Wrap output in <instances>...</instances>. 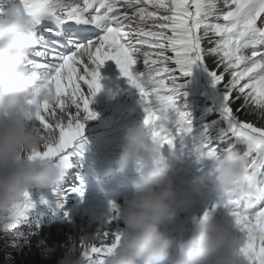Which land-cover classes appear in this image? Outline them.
Instances as JSON below:
<instances>
[{"label": "snow or ice", "instance_id": "1", "mask_svg": "<svg viewBox=\"0 0 264 264\" xmlns=\"http://www.w3.org/2000/svg\"><path fill=\"white\" fill-rule=\"evenodd\" d=\"M20 3L33 18L36 39L28 61L33 69V93L28 103L38 105V127L55 137L46 151L30 158L58 161L63 168L70 166L86 122L96 118L90 104L102 89L99 69L106 61H114L121 75L139 91L145 105L143 124L161 147L174 144L169 125L157 126L169 108L176 110L179 131L191 130L185 126L190 124L189 114L176 108V98L193 66H202L213 85L223 90L221 111L230 125L223 140L235 138L246 142V155L264 150V124L240 118L242 112L250 110L264 119V0ZM5 11L6 2L0 0V14ZM206 57H215L217 68L222 67L223 71L211 70ZM141 59L144 70L134 71ZM82 83L87 85V93L82 90ZM45 91L54 93L55 102L40 99ZM237 101L240 105L234 109L232 104ZM201 147L209 158H215L219 151L218 146ZM227 196L235 228L242 234L239 254L247 264H264V204L258 202L260 195L242 200L233 199L231 193ZM35 207L26 194L25 200L0 218V231L14 232L26 225L29 232L18 235L29 243L32 235L41 232L40 223L32 216ZM111 209L109 223L114 224L118 221V206L112 203ZM64 218L69 220L67 213ZM116 227L117 230L98 232L101 240L93 242L90 248H85L84 241L79 242L86 264H104L120 239L118 224ZM45 240L39 243L44 244Z\"/></svg>", "mask_w": 264, "mask_h": 264}, {"label": "clouds", "instance_id": "2", "mask_svg": "<svg viewBox=\"0 0 264 264\" xmlns=\"http://www.w3.org/2000/svg\"><path fill=\"white\" fill-rule=\"evenodd\" d=\"M35 46L32 16L20 0H6V11L0 14V214H7L25 200L30 189L59 186L65 177L64 168L53 160L30 158L46 151L55 140L35 121L38 105L28 103L33 93V69L28 61ZM40 99L55 102L56 97L45 91ZM168 125V115L163 113L157 126ZM124 140L116 171L128 179L130 165L134 164L136 174L131 177V194L118 206V220L123 225L119 242L104 264H164L173 246L177 253L174 264H247L238 252L243 242L233 231L230 211L218 215L217 206H213L202 214L194 212L193 228L187 236H169L162 231V225L176 218L170 160L144 124L125 126ZM262 168L264 158L250 162L246 153L230 147L214 158L211 186L196 176L192 187L201 195L220 197L231 193L236 200L264 195V188L259 187ZM5 235H0V256L28 247L37 236L32 235L30 242L25 243L23 238L19 240L18 233ZM78 240L90 248L101 237L70 235L61 245L64 253L58 264H86Z\"/></svg>", "mask_w": 264, "mask_h": 264}, {"label": "rangeland", "instance_id": "3", "mask_svg": "<svg viewBox=\"0 0 264 264\" xmlns=\"http://www.w3.org/2000/svg\"><path fill=\"white\" fill-rule=\"evenodd\" d=\"M200 70H202V68H200ZM203 76L204 75L202 74L201 77L203 78V80L201 82L202 86L200 87V93H204V94L209 93V95H212L213 97L216 98V101L220 105L221 101H222L223 90H220L218 85H216V86L213 85L212 78L210 76H204V77ZM81 87H82V90L85 93H87V85H84L82 83ZM114 90L115 89L113 87H111L107 90H105L103 87L101 89V91L97 93L98 102L97 103L92 102V105L90 104L91 110L96 113V118L92 119V120H96L99 117H101L107 111V109L109 107H111V106L118 107V105H117L118 101H116L112 97L114 94ZM87 132H88V129L84 130V133H87ZM123 203L124 202H121V203L117 204V206H119ZM66 211L67 212H65V213L68 214L69 220H65V218H64L65 216H64L63 219H61L62 222L58 221L59 223L56 222L50 226L42 227L40 234L35 236V238H34V240L37 242V244H40L39 242L41 241V239H45V238H46V240L48 238L55 239L56 242L60 245L59 250L56 251V256L58 254H61L60 257H62L64 249L61 247V245L67 242V240H68L67 238L70 235L73 237H77V238L81 237V236H92V235H95L98 232L104 231V230H117V227H116L117 224H118V230L119 231L123 227V225L119 222V220L114 224L109 223V220L113 215L112 210H111V216L110 217L109 216L108 217H101V216L95 215L88 208H84V207H79L77 209H70V210H66ZM5 215L6 214H0V218H2ZM75 232L76 233L80 232L82 235L75 236ZM2 233H5V232L0 231V235ZM65 233L68 234L66 239L63 237V234H65ZM49 234H51V235L49 236ZM21 238H23V237H20L19 240ZM63 239H65V240H63ZM78 243H79V240H78ZM97 243H99V241H97ZM3 244H5V243H3ZM41 245L45 246V243L41 244ZM52 247L53 246H49V247L45 248L43 257L45 259H47L46 261L49 264H52V263L58 264V261L60 260V258H57V261H55V262L50 261L52 258L55 257V253L53 252ZM46 250H50V251H48L47 254H45ZM6 263L7 262H4V264H6Z\"/></svg>", "mask_w": 264, "mask_h": 264}, {"label": "trees", "instance_id": "4", "mask_svg": "<svg viewBox=\"0 0 264 264\" xmlns=\"http://www.w3.org/2000/svg\"><path fill=\"white\" fill-rule=\"evenodd\" d=\"M204 46L208 47L209 45L205 44ZM206 64L211 70H216L218 72L223 71L222 67L217 68L215 64V57H206ZM227 79L228 77L227 75H225V82L227 81ZM239 105H240V102L237 101L236 103L232 104V107L235 109L239 107ZM205 112L208 114L210 119L212 118L210 121L214 122L216 120L214 118L215 111L211 106L208 107V109H206ZM240 118L243 120H247L249 122H254L256 125L264 124V119H261L258 115L253 114L250 110H245V112H242L240 115ZM80 235H82L80 232H77V233L75 232V236H80ZM67 236H68L67 233L63 234V237L65 239ZM49 246H53L52 249H53V252L55 253V257L52 258L50 261L55 262L57 261V258H61L60 257L61 254H58L56 256V251L59 250L60 245L56 242L55 239L48 238L45 241V246H42L41 244H37V242L34 240L28 247L23 246L17 252H4L3 255L0 256V264H4V262H7L6 264H49L46 261L47 259L43 257L45 248Z\"/></svg>", "mask_w": 264, "mask_h": 264}, {"label": "bare ground", "instance_id": "5", "mask_svg": "<svg viewBox=\"0 0 264 264\" xmlns=\"http://www.w3.org/2000/svg\"><path fill=\"white\" fill-rule=\"evenodd\" d=\"M66 188H67V187H66ZM59 222H62V220H59ZM59 222H58V223H59Z\"/></svg>", "mask_w": 264, "mask_h": 264}]
</instances>
